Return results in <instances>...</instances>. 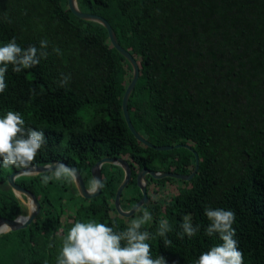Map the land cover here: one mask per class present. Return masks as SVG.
<instances>
[{"label":"trees","instance_id":"1","mask_svg":"<svg viewBox=\"0 0 264 264\" xmlns=\"http://www.w3.org/2000/svg\"><path fill=\"white\" fill-rule=\"evenodd\" d=\"M77 4L107 19L120 45L138 62L139 78L128 99L135 129L154 145L188 143L199 156L195 176L167 193L163 209L154 208L153 220L142 227L152 235L147 241L152 257L162 254L169 264H194L202 252L222 243L217 235L204 234L209 223L204 208L220 207L236 214L233 227L243 264H264V0ZM4 12L12 23L0 20V46L13 36L25 48L39 47L43 38L49 41L50 55L38 66L20 73L8 66V87L0 93V117L19 112L26 125L43 129L48 138L34 165L64 161L89 187L96 161L121 157L130 164L126 188H134L136 199L141 195L135 179L140 166L192 171L194 156L188 149L158 151L130 132L121 100L131 65L101 24L75 16L67 0H0V14ZM53 46L63 54L52 53ZM60 73L71 74L67 88L54 84ZM33 88L44 91L30 98ZM109 166L102 167L104 186L93 199L83 198L73 181L42 183V176L51 172L17 177L19 185L36 195L40 211L29 226L0 234V250L5 253H0V264L7 255L10 264H56L62 246L59 235L64 237L77 221L95 220L126 230L129 222L112 213L122 173L118 169L104 174ZM14 170L18 169L0 163V216L9 219L26 213L7 183ZM165 179L169 178L161 180ZM69 208L73 212L64 221ZM189 213L201 229L195 237L180 239L176 234ZM161 219L172 228L167 234L171 246L157 235Z\"/></svg>","mask_w":264,"mask_h":264},{"label":"clouds","instance_id":"2","mask_svg":"<svg viewBox=\"0 0 264 264\" xmlns=\"http://www.w3.org/2000/svg\"><path fill=\"white\" fill-rule=\"evenodd\" d=\"M0 20L12 23L6 12L0 14ZM49 41L43 38L39 41V47L29 45L26 48L17 43V37L13 36L8 43L0 46V93L7 90L6 75L8 66H12L13 73L31 69L40 64L41 60H47ZM52 53L61 56L62 50L53 46ZM71 80V74L60 73L54 84L59 88H67ZM30 98L42 94L30 89ZM48 144V138L43 129H37L26 125L25 119L19 112L7 111L0 117V163L4 168L15 167L21 170H29L34 165L42 148ZM51 175H43L41 182L47 184L50 180H75V172L62 162L49 166ZM103 182L93 177L88 191L95 193L103 188ZM19 197V193H17ZM156 199V197H153ZM29 211L33 206L24 202ZM140 209L137 208V211ZM204 215L209 221L204 227V234L208 237L217 235L222 243L212 246L202 252L194 264H243V253L239 248V242L235 239L236 230L233 227L236 214L231 209L205 207ZM153 220L152 214L146 209L143 214L131 219L129 226L124 231H116L105 223L95 220L86 222L77 221L68 229L63 237L60 253L56 264H169L164 255L152 257V246L147 242L152 235L142 227ZM181 231L177 232L180 239L195 237L200 231L201 225L193 223L192 215L185 214L180 224ZM7 230V226L0 227V234ZM172 231L166 219L159 221L157 235L163 238V244L171 246L172 241L167 234Z\"/></svg>","mask_w":264,"mask_h":264},{"label":"water","instance_id":"3","mask_svg":"<svg viewBox=\"0 0 264 264\" xmlns=\"http://www.w3.org/2000/svg\"><path fill=\"white\" fill-rule=\"evenodd\" d=\"M67 5H68V8L70 9V11L75 16H77L78 18L83 19V20H88V21H94V22L101 24L107 30L109 40H110L111 44L113 45V47L131 65V69H132L131 78H130V81L127 84L125 91L123 93V96H122L121 109H122V113H123V117L125 119V122L129 128L130 132L135 137V139L138 142L142 143L143 145H145L147 147H151V148L158 150V151L172 150V149H176V148H186L190 152H192V154L194 156V167L189 174H179V173L165 172V171H161V172L150 171L146 168H143L142 170H140V172L138 173L137 178H136V184H137L138 188L140 189L141 198H140V200H138L134 204V206L129 211H124L120 207L121 194H122L123 190L126 188V186L128 185V183L131 179V174H132L128 162L121 157H103V158L99 159L98 161H96L92 165L91 170H90L92 179H93V177H95V178L100 179L102 181V167L106 163L112 164V165H117V166H120L124 169V177L116 189L114 201H115L116 211L119 215H121L123 217H131L136 213L137 208H140L142 205L146 204L149 200V197L147 196V182H148V180L146 178V173H149L151 175V177H153L154 179H160V178H164V177H172V178L187 181V180L192 179L195 176V174L199 168V156H198V153L194 150V148L191 147L188 143H186V144L179 143V144H175V145H154L151 142H149L147 139H145L135 129V127L133 126V124L130 120V117H129L128 99H129L130 93L134 89V87L138 81V78H139V70L140 69H139L138 62L136 61L134 56L127 49H125L124 47H122L120 45V43L117 40L115 31L107 19H105L104 17H102L98 14L90 13V12H84V11L80 10L78 7V4H77V0H67ZM57 162H62L63 164H65L66 166H68L69 168L74 170L75 180L73 182H74L79 194L83 198L93 199L101 193L102 188L99 189L98 191H96L95 193H90L88 191V187L86 186L81 173L76 168H74L73 166H71L70 164H68L64 161H57ZM57 162H54L52 164H46V165H33L32 168L29 170H21V169L14 170L13 172H11L7 176V183L11 187V190L16 195V197L20 199V198H23V196H24L29 201V203L33 206V208L30 211L28 210L27 214H20L14 219H9V218L0 216V225L2 223H5L8 225V229L6 231H3L2 233L7 232V231H11V230H18V229L25 228L26 226L30 225L33 222V220L37 217V215L40 211V202L37 199L36 195L33 192H31L30 190L19 185L16 182V178L19 176H32V175H37L40 173H48V172H50L49 166L54 165ZM17 193H19V197L17 196ZM21 218H24V220H21Z\"/></svg>","mask_w":264,"mask_h":264},{"label":"flooded vegetation","instance_id":"4","mask_svg":"<svg viewBox=\"0 0 264 264\" xmlns=\"http://www.w3.org/2000/svg\"><path fill=\"white\" fill-rule=\"evenodd\" d=\"M178 157L175 158V161H177ZM128 162V161H127ZM129 164V162H128ZM112 165V164H111ZM131 166H136V164H132ZM129 167H130V164H129ZM132 167V168H133ZM190 167V166H189ZM143 168H146L150 171H158V172H161V171H165V172H172L171 171V168L170 170H166V169H156V168H153V167H147V166H140L139 168V171L138 173L140 172V170H142ZM118 169H120L121 173H122V178H121V181L124 177V169L120 166H117V165H112V166H109L107 167L105 170H104V174L107 175V173H118ZM131 169V167H130ZM138 173L136 174V178H137V175ZM174 173H177V172H174ZM190 171L186 172V173H179V174H189ZM135 178V179H136ZM146 178L148 180L147 182V192L149 190V192H151V195L149 196V200L146 204L142 205L139 209V211H136V213L131 216V217H126V220L128 221L129 219L131 218H136L140 215L143 214V211L146 209L147 211H149L150 213L152 211H154L157 206L160 208V209H163V207L165 206L166 204V200L169 198H166V197H163V198H157L156 199H153V197H155V194H157L158 192H164V189L167 191V193H171L173 189H177L180 187V185H178V182L177 180H180V181H183V185L181 187H184L186 186V182L187 181H190V180H181V179H176V178H172V177H164V178H169L168 180L165 179V180H161L162 178L160 179H154L153 177H151V175L149 173H146ZM91 179H92V176H91ZM130 182V181H129ZM138 187V186H137ZM89 188V187H88ZM140 190V189H139ZM124 191V190H123ZM137 195V192L134 190L133 188V192L130 194V195H124L123 192L121 194V197H120V207L122 210L124 211H129L133 206L134 204L140 200L141 198V195L136 199ZM113 203V215H117V211H116V206H115V201L113 199L112 201ZM154 213V212H153ZM151 213V214H153ZM153 216V215H152ZM125 218V217H124Z\"/></svg>","mask_w":264,"mask_h":264},{"label":"rangeland","instance_id":"5","mask_svg":"<svg viewBox=\"0 0 264 264\" xmlns=\"http://www.w3.org/2000/svg\"><path fill=\"white\" fill-rule=\"evenodd\" d=\"M105 165V164H104ZM91 182V181H90ZM177 182H178V185H180V186H182L183 185V181H180V180H177ZM89 187H90V185H89ZM133 192V189L131 190V188H126L124 191H123V194L124 195H130L131 193ZM155 197H157V198H163V197H169V195H167V191L164 189V192H158L157 194H155ZM20 200L22 201H24V202H27L28 200L26 199V198H20ZM24 204V203H23ZM25 205V204H24ZM25 211H26V213L25 214H27V211H28V209H25ZM69 212H73V210H72V208H69L68 210H66V212L64 213V215H63V217H62V219L65 221L68 217L66 216ZM71 215H72V213H70ZM123 217V216H122ZM124 218V217H123ZM135 218V217H134ZM125 220H126V217L124 218ZM131 219H133V218H131ZM131 219H129L127 222H129L130 223V221H131ZM29 226V225H28ZM27 227V226H26ZM11 231H15V230H11ZM8 232H10V231H7V232H4V233H8ZM4 233H2V234H4ZM2 236V235H1ZM59 237H60V239L61 240H63L62 238H63V236H60L59 235ZM1 239H2V237H1ZM1 242V241H0ZM13 245H10V246H8V249L9 250H11V251H13V247H12ZM1 252L0 253H2L3 255L5 254L4 253V251H2V250H0ZM10 257L7 255V258L5 259V260H3L2 262L3 263H5V264H10L12 261H11V259H9Z\"/></svg>","mask_w":264,"mask_h":264},{"label":"bare ground","instance_id":"6","mask_svg":"<svg viewBox=\"0 0 264 264\" xmlns=\"http://www.w3.org/2000/svg\"><path fill=\"white\" fill-rule=\"evenodd\" d=\"M27 202H29V201H27ZM31 205V204H30ZM32 206V205H31ZM21 220H24V218H21ZM7 226V229H8V225L7 224H5V223H2L1 225H0V227H3V226Z\"/></svg>","mask_w":264,"mask_h":264}]
</instances>
